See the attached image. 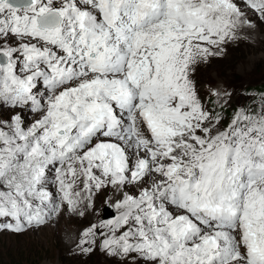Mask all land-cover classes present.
<instances>
[{
    "label": "snow or ice",
    "instance_id": "6c2138e0",
    "mask_svg": "<svg viewBox=\"0 0 264 264\" xmlns=\"http://www.w3.org/2000/svg\"><path fill=\"white\" fill-rule=\"evenodd\" d=\"M262 26L264 0H0V234L68 213L74 255L264 264V95L196 77Z\"/></svg>",
    "mask_w": 264,
    "mask_h": 264
},
{
    "label": "rangeland",
    "instance_id": "374dc122",
    "mask_svg": "<svg viewBox=\"0 0 264 264\" xmlns=\"http://www.w3.org/2000/svg\"><path fill=\"white\" fill-rule=\"evenodd\" d=\"M236 42L227 45L224 55L201 64L196 72L202 91L208 85L219 87L218 83L234 90L232 108L238 103L245 106L259 103V97L264 95V91L256 92L264 84V26L251 32L247 41ZM73 215L64 213L34 232L0 234V264H111V258L98 252L89 256L73 254V244L87 223ZM100 215L98 212L97 216Z\"/></svg>",
    "mask_w": 264,
    "mask_h": 264
},
{
    "label": "bare ground",
    "instance_id": "6f19581e",
    "mask_svg": "<svg viewBox=\"0 0 264 264\" xmlns=\"http://www.w3.org/2000/svg\"><path fill=\"white\" fill-rule=\"evenodd\" d=\"M253 32V31H252ZM245 41H247V39H241V40H239V42L238 43H240V42H245ZM237 42L235 43V44H238ZM232 44H233V42H232ZM218 85H219V87H221V88H225V86H224V84H222V83H218ZM99 202V201H98ZM100 203V202H99ZM73 216H76V215H73ZM74 224V223H73ZM74 237V236H73ZM71 239V238H70ZM66 241V240H65ZM73 241H74V238H73Z\"/></svg>",
    "mask_w": 264,
    "mask_h": 264
},
{
    "label": "water",
    "instance_id": "95a60500",
    "mask_svg": "<svg viewBox=\"0 0 264 264\" xmlns=\"http://www.w3.org/2000/svg\"><path fill=\"white\" fill-rule=\"evenodd\" d=\"M102 215V214H101ZM104 215V218L108 217L107 216V210H105V213L103 214Z\"/></svg>",
    "mask_w": 264,
    "mask_h": 264
},
{
    "label": "trees",
    "instance_id": "16d2710c",
    "mask_svg": "<svg viewBox=\"0 0 264 264\" xmlns=\"http://www.w3.org/2000/svg\"><path fill=\"white\" fill-rule=\"evenodd\" d=\"M262 90H258V91H264V84H261Z\"/></svg>",
    "mask_w": 264,
    "mask_h": 264
}]
</instances>
